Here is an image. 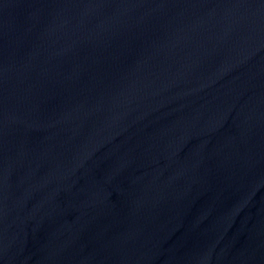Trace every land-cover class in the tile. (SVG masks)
<instances>
[{
    "label": "water",
    "instance_id": "obj_1",
    "mask_svg": "<svg viewBox=\"0 0 264 264\" xmlns=\"http://www.w3.org/2000/svg\"><path fill=\"white\" fill-rule=\"evenodd\" d=\"M0 264H264V0H0Z\"/></svg>",
    "mask_w": 264,
    "mask_h": 264
}]
</instances>
